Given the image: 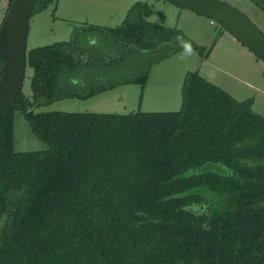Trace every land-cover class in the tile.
<instances>
[{"label": "trees", "instance_id": "16d2710c", "mask_svg": "<svg viewBox=\"0 0 264 264\" xmlns=\"http://www.w3.org/2000/svg\"><path fill=\"white\" fill-rule=\"evenodd\" d=\"M58 3L39 0L32 16ZM151 15L138 1L118 27L77 26L71 40L28 50L31 93L0 110V264H264V116L252 99L195 71L179 111L42 109L145 87L143 53L184 42L205 52ZM88 30L121 53L81 44ZM17 111L47 149H15Z\"/></svg>", "mask_w": 264, "mask_h": 264}, {"label": "rangeland", "instance_id": "374dc122", "mask_svg": "<svg viewBox=\"0 0 264 264\" xmlns=\"http://www.w3.org/2000/svg\"><path fill=\"white\" fill-rule=\"evenodd\" d=\"M146 2L152 9L151 21L166 27H177L196 44L205 48L204 53L185 51L164 56V49L143 53L145 65L150 64L148 83L117 86L89 99L63 98L45 106L44 110L65 112H95L128 114L133 111L145 112L179 111L183 103V84L189 72L198 71L209 81L229 92L236 99L253 100V109L264 116V61L248 47L237 41L218 22L199 14L181 9L165 0H60L57 8L50 5L30 19L27 49L71 40L76 27L120 26L134 3ZM240 9L264 33V11L250 0H225ZM9 6L8 0H0V25ZM78 27V28H79ZM86 41L81 44L90 50L108 49L120 52L121 48L111 47L97 31L88 30ZM124 52V51H123ZM132 54V53H131ZM133 55V54H132ZM136 54L131 56L134 60ZM141 59V56H140ZM131 63L126 65L129 67ZM134 67L119 74H134ZM33 69L27 66L23 92L31 93ZM114 76V77H115ZM48 145L32 131L21 111L15 116V149L17 151L45 150Z\"/></svg>", "mask_w": 264, "mask_h": 264}, {"label": "water", "instance_id": "95a60500", "mask_svg": "<svg viewBox=\"0 0 264 264\" xmlns=\"http://www.w3.org/2000/svg\"><path fill=\"white\" fill-rule=\"evenodd\" d=\"M39 0H13L0 25V110L13 106L23 90L28 66L30 19ZM181 9L218 22L237 41L264 61V33L237 7L225 0H165Z\"/></svg>", "mask_w": 264, "mask_h": 264}, {"label": "clouds", "instance_id": "9594fccd", "mask_svg": "<svg viewBox=\"0 0 264 264\" xmlns=\"http://www.w3.org/2000/svg\"><path fill=\"white\" fill-rule=\"evenodd\" d=\"M183 49H184V51H185L187 54H189V55L194 54V49H193V48L191 47V45L188 44L187 42H184V43H183Z\"/></svg>", "mask_w": 264, "mask_h": 264}, {"label": "crops", "instance_id": "0c3cea01", "mask_svg": "<svg viewBox=\"0 0 264 264\" xmlns=\"http://www.w3.org/2000/svg\"><path fill=\"white\" fill-rule=\"evenodd\" d=\"M9 1V0H8ZM68 1H70V0H66V3L68 4ZM71 1H77V0H71ZM59 2H60V0H59ZM59 4V3H58ZM69 5V4H68ZM98 95V94H97ZM97 95H95V96H97Z\"/></svg>", "mask_w": 264, "mask_h": 264}]
</instances>
